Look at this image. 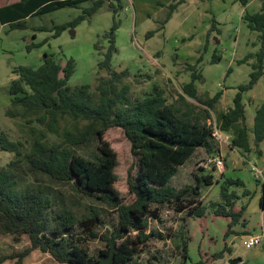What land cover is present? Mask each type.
I'll return each mask as SVG.
<instances>
[{
  "label": "trees",
  "instance_id": "1",
  "mask_svg": "<svg viewBox=\"0 0 264 264\" xmlns=\"http://www.w3.org/2000/svg\"><path fill=\"white\" fill-rule=\"evenodd\" d=\"M89 5L75 18L53 26L52 37H57L61 31L74 28L81 21L89 19L97 12L106 0H18L0 6V23L7 24L10 29L27 27L26 18L41 16L64 7L79 8L82 2ZM186 0H177L169 4V11L160 29L170 19L176 7ZM246 5L247 0H240ZM108 5L113 12V23L108 32L109 45L97 62L99 69L109 71L110 77L98 78L96 101L88 84L70 86L68 81L75 71V61L68 58L62 64L51 54H44L38 66L18 65L12 70L17 77L9 82L10 106L5 110L8 116H26L31 111H39L35 120L41 124L39 134L33 136L32 147L24 152V142L9 138L7 132L0 129V149L14 153L5 165H0V232L10 233L14 240H19L22 234H27L30 245L20 251L0 253V263L7 258H13V264H22V260L32 249L38 248L48 252L59 262L68 264H142L137 253L140 247L151 236L160 233L148 228V218L158 217V206L174 202L181 210L186 207L182 199L186 195H197L200 192V182L212 183V174L196 175V183H186L176 188L170 183L180 164L184 163L194 149L203 146L208 152L217 150L211 130L206 120L210 110L221 98L222 91H217L212 97L202 101L204 113L191 114L190 110L179 112L167 99L159 86L140 97H128L129 86L124 84L120 89L116 82L126 71L111 70V59L116 52L115 30L117 21L114 16L122 8L121 0ZM241 19L249 29L258 32L260 48L255 56L249 80L239 85L232 99V105L217 113L219 127L230 133V146L248 151L251 149L249 130L246 123L245 107L242 93L253 88L258 79L264 75V1L259 11L249 13L244 10ZM214 21V18H212ZM43 29V28H39ZM220 33L215 23H211L207 32ZM155 32L151 30L146 36ZM41 42H31L27 50L38 47ZM201 56L198 58V60ZM219 60L218 55L212 57V62ZM190 65V81L182 85L183 95L198 99L195 80L199 73L193 71ZM64 117L73 119V127L60 130L59 120ZM32 121L31 117L26 118ZM80 120L86 123L79 127ZM110 126H120L130 141L131 153L136 157L137 168H128L127 184L131 193L130 199H123L121 191L116 187L118 173V152L108 139L105 130ZM33 128V127H31ZM255 145L264 139V100L255 109L251 125ZM50 133L60 135L59 139L49 141ZM97 138V150L83 153L75 149L88 140L90 136ZM26 161L28 168L57 181L74 183L75 189L82 195L96 199L117 211V221L111 228L99 235L94 225L101 222L100 212L94 207L80 216L71 209L59 207L53 213L54 195L39 185H34L24 179L20 171L21 161ZM200 168H203L200 166ZM261 180L259 205L264 209V177ZM243 184L239 178L225 177L220 184V200L210 201L213 209L211 218L223 216L227 219L223 229L224 237L229 234L243 233L237 224L244 227L246 203H237L240 195L229 186ZM250 192L245 189L242 194ZM189 202H194L189 200ZM190 214L196 216L199 226L206 222L205 205H194ZM82 225L91 236H100L104 245L96 256L89 254L83 244L82 237L73 235L75 225ZM204 232L203 227H201ZM191 238L190 235L187 236ZM224 248L230 250L226 244ZM182 249L187 257V240L183 239ZM201 258L192 264H209L222 255L223 249L208 253L199 247ZM240 264H245L243 261Z\"/></svg>",
  "mask_w": 264,
  "mask_h": 264
},
{
  "label": "rangeland",
  "instance_id": "2",
  "mask_svg": "<svg viewBox=\"0 0 264 264\" xmlns=\"http://www.w3.org/2000/svg\"><path fill=\"white\" fill-rule=\"evenodd\" d=\"M16 1L18 0H0V6ZM175 1L177 0H121L122 8L114 16L118 23L115 30L117 50L112 55L111 70H125L126 73L115 86L120 89L122 85H128V97L132 100L157 85L167 103L173 104L179 112L188 109L192 115L203 114L205 106L202 101L221 90V98L210 110V117L217 121V113L232 105L238 86L248 82L255 56L239 61L244 60L248 54H255L260 48L258 32L249 29L241 16L244 10L249 13L259 11L264 0H247L246 5L240 0H186L174 9L170 19L160 29L169 11V4ZM88 5L89 1L82 2L79 8L64 7L41 16L28 17L27 27L24 29H10L7 24L0 23V129L5 130L9 138L22 140L25 153L30 151L32 138L39 134L41 124L35 120L39 111H31L24 117L8 116L5 112L10 106L9 82L17 77L12 73L15 67L38 66L44 54L53 55L62 64L66 59L73 58L75 71L68 84H88L95 101L98 94V78L110 77L109 71L99 69L97 65L109 45L108 32L113 23V12L108 0L89 19L81 21L72 29L61 31L57 37H52L54 25L70 21ZM211 23H215L220 33L210 31L207 39ZM40 27L43 29H39ZM151 30L155 32L146 36ZM45 38L46 42L27 50L28 43H38ZM214 55L219 56L216 62L211 61ZM190 65H194L193 71L200 74V78L194 82L198 99L181 97L182 85L191 78ZM242 96L246 123L250 127L251 149L245 151L225 144L221 148L224 159L221 169L213 164L200 168L197 160L215 152L210 153L203 146L194 149L186 161L178 166L170 183L176 188L186 183L195 184L197 174L208 173L213 176L212 183L201 181L199 194L184 196L182 204H186V207L181 210L174 202L152 204V207L158 206L159 213L158 217L148 218V228L160 234L151 236L140 247L137 256L142 264H192L201 258L199 247L209 254L223 249L222 255L209 264H233L228 259L235 257H240L245 264H264V238L257 245L246 247L241 242L242 236L229 234L224 237L226 218H211L213 209L210 201L220 200L222 181L225 177L239 178L243 184H232L229 188L240 195L238 204L243 202L247 205V223L244 228L258 231L264 225V217L258 203L261 183L257 181L251 169L252 164H255L262 170L264 177V139L255 145L251 130L255 109L264 100V75L253 88L244 91ZM27 117H31L32 121H27ZM209 118L202 120L208 122ZM85 123L86 121L80 120L76 124L81 127ZM58 124L62 130L64 127L72 128L74 121L64 117ZM50 135L49 141L60 138V135L55 133ZM104 136L118 152L116 187L121 191L123 199L128 200L131 196L127 184L128 168L132 167V171L137 168L136 157L131 153L130 141L120 126L108 127ZM97 144V138L93 135L75 149L85 154L92 153L97 150ZM12 157L13 152L0 149V165H5ZM20 171L26 181L52 191L53 213L59 207H67L76 216H80L90 207H94L99 210L101 217V222L94 225L99 235L105 228H111L116 223L118 215L114 208L82 195L75 189L74 183L50 179L29 169L24 160L21 161ZM245 189L249 190L248 195L242 194ZM190 199L194 202H189ZM194 205H205L206 222L201 226L197 223L196 216L189 212ZM236 227L240 228L241 225L237 224ZM73 235L82 237L81 241L91 256H96L104 245L99 235L91 236L80 224L74 226ZM188 235L191 236L190 239ZM183 239L187 240V257H184L182 249ZM225 243L231 250L224 248ZM28 245L30 240L27 234H22L19 240H14L12 234L0 232V253L20 251ZM13 261V258H7L0 264H13ZM22 264L68 263L59 262L48 252L34 248L24 256Z\"/></svg>",
  "mask_w": 264,
  "mask_h": 264
},
{
  "label": "built area",
  "instance_id": "3",
  "mask_svg": "<svg viewBox=\"0 0 264 264\" xmlns=\"http://www.w3.org/2000/svg\"><path fill=\"white\" fill-rule=\"evenodd\" d=\"M210 118L207 124L210 127L212 138L218 148L215 151V154H210V155H207L205 157H201L200 159H198L197 164L198 166H201V167H208L213 164L216 168L221 169L223 168V165H224V159L222 157L223 153L221 152V148L225 144L230 146L231 135L230 133L223 131L219 127V124L217 123L214 117H212L211 119ZM251 169H252V173L254 174L256 178L263 179L262 170L260 168H258L255 164H252ZM241 236L243 237L241 242L244 246L246 247L254 246V245L259 244L262 238H264V230H262L260 233H254V234L246 233Z\"/></svg>",
  "mask_w": 264,
  "mask_h": 264
},
{
  "label": "crops",
  "instance_id": "4",
  "mask_svg": "<svg viewBox=\"0 0 264 264\" xmlns=\"http://www.w3.org/2000/svg\"><path fill=\"white\" fill-rule=\"evenodd\" d=\"M257 181L258 182H260L261 183V180H260V178H257ZM258 203H259V201H258ZM260 206V205H259ZM261 208V207H260ZM261 214H262V216L264 217V209H262L261 208ZM246 226V225H245ZM244 226V227H245ZM244 227H240V228H238L239 230H242ZM237 228V227H236ZM262 230H264V225H262L261 227H260V229L258 230V231H251L249 228H246L245 229V232H241V233H234L233 235H239V236H241V235H244V234H246V233H249V234H254V233H259V232H261ZM226 240H227V238H225ZM227 246H228V244L227 243H225ZM229 247V246H228ZM230 250H231V247H230ZM240 258V257H239ZM228 261H229V259H228ZM240 262H242V260H241V258H240V261L237 263V264H240Z\"/></svg>",
  "mask_w": 264,
  "mask_h": 264
},
{
  "label": "water",
  "instance_id": "5",
  "mask_svg": "<svg viewBox=\"0 0 264 264\" xmlns=\"http://www.w3.org/2000/svg\"><path fill=\"white\" fill-rule=\"evenodd\" d=\"M71 33L73 34V31H71ZM229 261L233 264H236L240 261V258L239 257L229 258Z\"/></svg>",
  "mask_w": 264,
  "mask_h": 264
}]
</instances>
